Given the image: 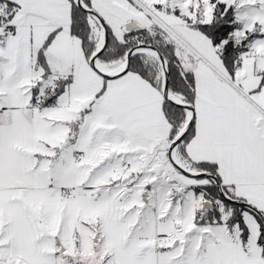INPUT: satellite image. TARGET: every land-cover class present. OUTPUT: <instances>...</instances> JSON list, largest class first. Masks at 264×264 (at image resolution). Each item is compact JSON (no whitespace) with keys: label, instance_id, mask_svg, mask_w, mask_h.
<instances>
[{"label":"snow or ice","instance_id":"1","mask_svg":"<svg viewBox=\"0 0 264 264\" xmlns=\"http://www.w3.org/2000/svg\"><path fill=\"white\" fill-rule=\"evenodd\" d=\"M0 264H264V0H0Z\"/></svg>","mask_w":264,"mask_h":264}]
</instances>
